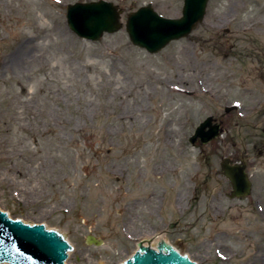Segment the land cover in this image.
I'll return each mask as SVG.
<instances>
[{
    "label": "rangeland",
    "instance_id": "374dc122",
    "mask_svg": "<svg viewBox=\"0 0 264 264\" xmlns=\"http://www.w3.org/2000/svg\"><path fill=\"white\" fill-rule=\"evenodd\" d=\"M97 1L0 0L2 212L68 233L69 264H120L161 233L198 264H264V159L251 194L231 199L218 139L188 142L207 116L260 98L204 89L224 65L264 62V0H209L190 36L152 55L124 27L94 43L71 33L65 7ZM104 1L122 25L141 7L174 20L183 7Z\"/></svg>",
    "mask_w": 264,
    "mask_h": 264
},
{
    "label": "water",
    "instance_id": "95a60500",
    "mask_svg": "<svg viewBox=\"0 0 264 264\" xmlns=\"http://www.w3.org/2000/svg\"><path fill=\"white\" fill-rule=\"evenodd\" d=\"M208 1L183 0L181 16L175 20L165 18L151 7L145 6L129 13L122 25L123 10L104 0L67 5L64 17L71 33L92 43L100 41L103 35H113L124 27L129 42L152 55L161 52L171 42L188 37L203 22ZM217 134V128L211 125V118H207L197 125L188 142L191 145H195L197 141L201 145L206 144L216 138ZM220 168L223 177L231 185L228 197L240 199L250 195L251 182L241 168L225 166V163ZM1 211L0 264H68L73 246L71 244V250L68 251V233L10 218L8 211ZM54 231L62 236L59 237ZM167 241L168 239H162V233L139 241L136 255L128 256L124 264H198L183 257ZM88 242L100 244V241L91 236L88 237ZM99 264H102V259Z\"/></svg>",
    "mask_w": 264,
    "mask_h": 264
},
{
    "label": "flooded vegetation",
    "instance_id": "af4514ba",
    "mask_svg": "<svg viewBox=\"0 0 264 264\" xmlns=\"http://www.w3.org/2000/svg\"><path fill=\"white\" fill-rule=\"evenodd\" d=\"M242 61L224 65L216 84L205 87L204 91L218 97L229 96L234 91L246 96L255 92L260 98L249 107H244V104L227 105L223 113L209 115L203 121L211 118V125L217 128V137L208 143L218 139L215 146L221 151V164L241 168L252 189L253 175L249 172L257 160L264 159V62L252 57ZM232 113H238L241 118L235 121ZM220 173L223 177L222 170Z\"/></svg>",
    "mask_w": 264,
    "mask_h": 264
},
{
    "label": "bare ground",
    "instance_id": "6f19581e",
    "mask_svg": "<svg viewBox=\"0 0 264 264\" xmlns=\"http://www.w3.org/2000/svg\"><path fill=\"white\" fill-rule=\"evenodd\" d=\"M17 57H18V58H14V59H12V61H10L8 65H12L13 67H18V66H19L18 62L20 61V58H19V56H17ZM68 244H69V243H68ZM137 250H138V247H137V249L134 251V254H132L131 256H135L136 253H137ZM182 256L185 257V258H187V259H189V257H188L187 255H182ZM126 261H127V258L124 260V262H122V263H120V264H124V263H126ZM68 264H69V263H68Z\"/></svg>",
    "mask_w": 264,
    "mask_h": 264
}]
</instances>
